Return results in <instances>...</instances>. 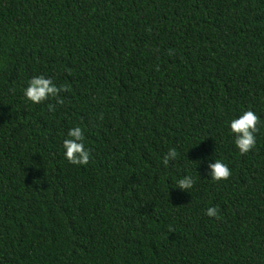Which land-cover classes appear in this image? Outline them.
I'll return each instance as SVG.
<instances>
[{"label":"trees","instance_id":"1","mask_svg":"<svg viewBox=\"0 0 264 264\" xmlns=\"http://www.w3.org/2000/svg\"><path fill=\"white\" fill-rule=\"evenodd\" d=\"M0 264H264V0H0Z\"/></svg>","mask_w":264,"mask_h":264}]
</instances>
